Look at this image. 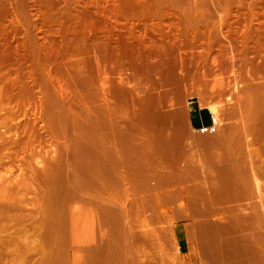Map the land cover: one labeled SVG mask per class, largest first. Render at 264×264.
<instances>
[{
  "label": "rangeland",
  "instance_id": "obj_1",
  "mask_svg": "<svg viewBox=\"0 0 264 264\" xmlns=\"http://www.w3.org/2000/svg\"><path fill=\"white\" fill-rule=\"evenodd\" d=\"M43 1L42 0H0V32L2 31L1 32L2 34L0 33V69H1L0 73L3 74L0 75V81H1L0 89L2 88V92L0 93H2L1 95H4L3 97L4 100L0 95V249L3 251L6 250L7 253L5 252V254L8 255L7 257L5 256V254L3 255V257L0 259V264H6L5 262H7V264H77V263L78 264H132L129 261H136L133 262V264H184L183 257L181 256L177 246V235L180 236L182 229L186 227L189 234L191 249L195 250L196 252L197 251L196 244L197 245L199 244V240L197 236V227L199 223L204 222L203 219L193 218L189 216V209L193 207L191 204L186 203L185 200L183 199L179 203L162 204L159 205L158 207L156 204L107 202L109 195L111 194L115 196L118 195L117 193L118 188L115 190L113 189V193H110V190L108 188H104V189L100 188L99 191L104 190V193H99L97 195L95 192H93L92 178L90 177L89 183L87 182L86 154H87V149H89L90 147L89 133L91 131V121H92V109H91L93 104L92 102L94 101L95 103L94 105H100V106H102V104L104 106H110L115 104L116 107L120 108V112H119L120 114L118 113V118L121 119V121L127 118L126 116L127 114L125 115V112L127 113L126 109L125 112H123L124 110H122V108L125 106L124 101L122 100V96L123 94L125 95V92L122 91L123 88L120 86L119 83L120 78L118 77L119 74L118 72L122 73V75L125 76L127 75V77L129 76L128 80L130 79L129 80L130 82L132 83L134 82L135 80L133 77L134 74H132V71H130L131 69L129 68H131V65H133L131 59H133L132 56L134 55L131 52L133 50H136L138 44H136V42L133 43L132 39L131 42L130 38L127 37L128 35L126 36L128 29L127 27L129 23L127 22V20L115 16V14L113 15L112 13H110L108 8L112 6V3H114L115 0H108V1L106 0L107 2L103 0L105 1V3L101 0L100 4L101 2H103L102 4H104L103 5L104 7H100V8H99L100 4L98 6L93 4L98 0L94 2H92V0H78L77 3L76 2L73 3L74 2L73 1L72 2L73 4H71V2L68 3L69 0H53V2L52 0L51 1L43 0ZM47 1H49V3ZM246 1L247 3L251 2L249 4H251L252 6H255L256 4L258 5L260 4V7L262 8L259 7L257 8V11L255 10L258 13V15L255 16V18L256 17L258 18L254 20L255 23H253V25L257 27L263 24L264 13H261L260 11L264 12L263 11L264 2H261V0H259V2L258 0H256V2L254 0L251 1L234 0L235 4L233 6L235 7L233 12L234 14L236 15L239 14V15L235 16L236 18L235 17L233 18L237 19L238 17L240 18L242 16L245 17V11L249 10V4H247ZM41 2H43L45 5ZM91 4L94 6H92ZM238 5L239 7L236 8V6ZM240 5L242 7H240ZM68 6H70L69 8H71L70 12L73 13L74 16L73 18L74 19L76 18L75 20H77L76 23L81 24V21H83L84 19L86 21H91V20L93 21L95 19L94 23L96 22L98 24L99 22V25H96L95 23L96 27L98 26L100 27L101 25L100 28L98 27L99 29L98 33H97L98 29H96L97 31L95 29H92L90 33L92 34L93 32V35H90L89 38L91 39L88 40L89 43L90 41L92 42V40L94 43L93 42L90 43V46L93 47V49L89 46L90 50L87 52V55L89 53L91 55L87 56L85 53V55L89 59L92 58V60H89L87 58L89 60V66L87 63V78L90 79L87 85H84L85 82H83L79 78H77V80L79 79L78 81H76V78H74L73 81H76L74 82L75 84H73V82L71 81L72 82L70 84L71 86L70 85L68 86L66 82L70 77L67 76L66 78L63 76L60 78L61 81H63L64 78L67 79L64 80L65 82L63 81V83H65L67 87L60 80H57L56 78H54L52 82L51 80L50 81L44 80L45 78L44 75H46L47 73L49 74L50 71L56 70L55 69L56 60L53 59L51 61H48L45 51L47 49H51L52 47L53 48L57 47V49L60 48L62 45L66 44L68 40L72 38V37L70 38L71 35H75L77 32H80L82 30V26L78 25L80 28L78 26H76V28L77 29L79 28L80 30L77 31L74 30L75 32L74 34L73 33L68 34L69 39H66V37L63 35V30H61V28H62V24L64 25V23L67 22V18L61 16V14L62 11L68 8ZM106 6L107 9L105 10ZM244 6H247L248 9H246L247 7L244 8ZM59 7L61 8V10ZM96 8H98L102 12L99 11L98 9L96 10ZM240 9L245 11L241 12ZM94 10L98 11V13ZM90 13L92 15L95 13L93 15L94 17ZM52 14H55L54 16L57 15L56 18L54 17L55 20L53 19V21H51L52 18L51 20H49L50 17L48 19V16H45V15L50 16ZM86 14H90V18L86 17ZM99 16L101 19L99 18ZM244 17H242L241 19L238 18L241 21L240 23L241 27L246 22V19ZM174 18L173 19L170 18L171 20H168L169 18H167L165 20L168 27L173 26L175 22L178 21L176 18L175 21ZM260 18L263 21V23L260 20ZM78 19L79 20L82 19V20L78 22ZM209 19L215 20L216 18L210 17ZM234 19L232 20L231 18L232 21H234ZM151 20L150 19L147 20L148 22L146 20L144 21L150 23ZM153 20L151 21L150 23L151 25H149V28L148 26L147 28L149 30L150 36L152 38H157V37H153L154 34H152L156 31L155 24L157 22V20H155L153 23ZM172 20L174 22L173 25H172L173 23ZM144 21H143L144 24L138 25L140 26L139 28H141L142 30L144 29L142 28L143 25H144L143 27H146V23ZM240 21H238V24L237 23L235 24L239 25ZM165 22L164 24H166ZM113 25L116 26V28L112 27ZM109 26L111 27L109 28ZM150 26L153 31H151ZM261 26H264V24ZM48 28L49 30L50 29L51 30L49 31ZM106 28H109V30H111L110 32L113 34L106 32L105 30ZM122 29L124 30L126 29V30L124 31ZM225 30H227V28ZM61 36H63L64 39L63 37L61 38ZM93 36L96 37L93 38ZM155 36L158 35L156 34ZM234 36L229 35V37L232 38L234 43L236 42L235 50L237 56L235 59L234 68L236 71H238L244 65L242 60L244 58L242 57L243 46H241L242 45L241 42L239 43L240 41L239 37L235 36L234 38ZM236 37H238V39ZM107 38L108 40H106ZM99 40L100 41L102 40L105 44L101 42L104 45L103 44L99 45L100 44V42H98ZM225 40L226 39L222 40L220 43L217 42L218 44H216L215 47L216 46L222 47L223 52L225 53L223 54L227 55L226 54L227 47L224 46V44L227 45L226 44L227 40L226 41ZM95 41H97L98 43ZM128 43L129 44L132 43L133 45H129V48L127 49L126 45ZM222 43L223 45L221 46ZM91 44H95V45H91ZM46 45L47 48H45ZM102 45L104 46V49L101 48ZM113 45H116L117 48L120 47L122 49V53H121L120 48L119 49L115 48L116 50H119L117 52H120L122 56L127 52L131 53L132 55L130 54L131 55L130 56L128 55V53L125 54L124 57H122L124 59L121 58L120 60L117 61V63L116 62L114 63L117 65V68H115L114 70L109 69L110 83H112V81L113 83L111 84L112 87H110L111 85L108 86L110 83L107 84L108 88L110 87L111 89L110 90L108 89L109 91L106 93L104 92L103 89L105 88V90H107V87L104 86L102 83L103 82L102 80L104 79L103 78L104 75L100 71L101 69L98 70L97 68L98 66L95 58H98L99 60L97 54L98 52L99 55H101V57L102 54H104L102 57L103 60L101 66L106 65V67L108 68L110 66V60L106 56L107 53L109 56V53H111L112 50L114 49ZM94 46L95 47L99 46V48L101 49L91 52L92 50H96L98 48L97 47L96 49H94L95 48ZM130 46H134L133 47L134 49L133 48L130 49ZM238 49L240 51H238ZM123 50L124 52L126 50L128 51L124 53ZM212 51L213 52L211 53H213V55L215 51L216 54L217 52H219L218 50H214V49ZM101 52L102 54H100ZM95 53L97 54V56ZM211 53H209L210 55L207 54L209 55V58L207 55H205L207 57L204 56L208 60L203 59L204 65L203 67H200L201 69L203 68L207 72L206 75L209 77L208 78L209 80H206V84H203L201 82L203 84L201 85V88H199L197 85H194L197 82L195 83V81L193 80H192L193 82H191L190 79L188 80L186 79L185 81L186 86H184V84L182 85L177 84V88H176L175 87L176 83L170 82L171 84L168 83L166 86L154 87L153 90L159 89L162 92L164 91L163 89L165 88L166 89L168 88L169 91L171 89L170 92L172 94L176 93L175 95H177V97L174 95L176 97L175 99L176 101H174V99L173 100L170 99L172 98L171 96L170 98L168 97L164 100L163 108L164 109L168 108V109L167 110L162 109L163 112L168 110L169 111L171 110L172 112L175 108V105H177V103L186 106V103L192 100H198V103L200 105L206 106L208 103L207 102L208 98L206 99V101L205 99L203 101L200 95L202 92L206 91L205 89H207L208 91L205 92L206 94L209 93V91H211V89L213 88L211 82L213 83L214 80L213 78L215 74H219L221 71L223 74L225 73L224 75L230 76L232 78L233 74H231V68L233 66L230 64L231 62H229V64L228 62H226V64L224 63L225 66L221 65V62L219 63V61L217 62V64H215L216 62L212 63ZM251 53L254 54L253 51ZM251 53L249 54L250 56L253 55V54L251 55ZM79 55L82 56L83 54L80 53L74 55L69 54L67 55L66 59L71 63V60L81 57ZM126 55L130 57H127ZM8 56L9 58H7ZM104 59L106 62L104 61ZM198 60L199 59H197V62H200L202 64L203 61L200 60L198 61ZM126 61L129 62L130 64H128ZM135 61L134 63L137 62ZM241 62L243 64H241ZM90 63L96 66L97 69H95V67ZM211 63L213 67L210 65ZM14 64L16 67L14 66ZM194 64H196V60ZM119 65L121 66L123 65V67L120 68L121 66ZM261 69L262 70H259L260 71L259 75L261 76L259 78L260 79L263 78L262 80H260L258 78V75L256 76L255 74V72H257L258 74L259 71L254 72L255 74L254 76L256 77V79L260 80V81L258 80V82L264 81V76H263L264 69L263 68ZM14 73H17L15 74L17 75L16 77ZM88 73H90L92 76L96 74L95 76H93V78L94 77L95 78L93 79L92 76L89 75ZM99 75L100 77H98ZM6 76H8V78H6ZM96 77H98V79ZM109 79L107 80L106 78L107 81H109ZM232 80L233 79L230 80L229 85L233 84ZM59 83H61L64 86L60 85ZM192 83L194 87L192 86ZM83 85L85 87H83ZM88 86L91 92L89 91V89H86L88 88ZM169 86H173L174 89L173 92H172L173 90L172 87L170 88ZM182 86H184V89H182ZM195 86L198 88H196ZM232 86L233 85L229 86V88L225 90L226 93L228 92L227 94L225 93V91H223L224 95L223 93L221 95V88L218 87L217 85L216 87L218 88L216 89L214 87L215 91L213 90L214 89L213 88L212 89L213 92L210 93L213 96H211L210 94L208 95V97L210 96L209 99L211 98L212 103L213 102L218 103L220 102V100L225 101L227 97V96L225 97V95H229L231 93ZM63 87H66L68 90L72 91L73 93L75 91L74 95L70 94L69 91H66V93H68V97L70 94L71 101L73 99L76 100L80 99V103H81L82 99L81 97L80 98L78 97L81 96L79 95L81 94V92L84 93L86 92L87 94L90 95L89 98L90 103H88L87 107L89 106L88 108H90L88 110L90 114L88 113V115H90L91 118L90 116L87 115V113L84 112L85 109H83V107H80L82 106V104L81 105L80 103L79 104L77 103V105L75 104L77 106L76 107L74 105L75 108L73 107V105L72 106L70 105V104H74L76 100L75 101L73 100V103L70 104L68 103L71 101H69L70 100L69 98L63 96V95H67L65 94V92H62L61 89H64ZM115 87H117L116 89L120 91L119 92L118 90H116V92L118 91L119 94L118 92L117 94L116 93L113 94V92L115 91L113 89H115ZM93 88H95V91ZM202 88L205 91H202L201 90ZM77 89L81 91L79 92ZM181 89L182 92H180ZM185 89H187V91L190 92L187 93ZM218 89L220 91H218ZM9 91L11 93H9ZM121 91L124 93H121ZM217 91L220 92L219 95L217 94ZM5 92H7L9 95L6 94ZM61 92L63 94H60ZM77 92H79L78 95ZM102 93L103 94L106 93L107 95L106 94L103 95ZM7 95L8 97L5 98ZM113 96L116 97V99H114ZM103 97L104 99H106L107 97L109 98L108 100L106 99L107 100L106 101L103 99ZM117 97L119 98V100ZM125 97L126 96H124V100ZM222 97L223 98L225 97V99H223ZM33 99L35 100V102ZM55 99L57 101H54ZM111 99L114 100V101L112 100V104H111ZM168 99L170 100L171 103L169 102ZM61 100L63 103L67 104V108L69 107L68 105L72 107L71 110H73L74 108L75 113L71 111L69 108L68 110L65 109L66 105L63 104ZM45 101L46 103H43ZM77 101L79 102V100ZM173 101L175 104L173 103ZM7 103L9 104L8 107L6 105ZM118 103L120 105L123 104L124 106L122 105L121 108ZM226 104H227L226 106L228 105L230 106V104L228 103ZM63 105L65 106L64 108H62ZM9 106L12 108H10ZM43 107L44 110L42 109ZM24 109H27L26 110L27 113L25 112ZM64 109L67 110L68 112L64 111ZM191 109L192 107L190 106L189 118L191 117ZM42 111L44 113H42ZM66 112L67 113L71 112V113L67 114ZM45 113H47V116H45L46 115ZM63 113L64 115L66 114L67 117L66 115L64 116ZM131 114L133 115L132 111L130 110L129 116H132ZM226 117H228V120H230L231 118H234L236 116L231 115L229 117L228 114V116ZM226 117H225V121L227 120ZM39 118H41L42 120ZM185 120L186 122L188 121V119ZM260 142L261 141H258L256 145L263 146L262 144L264 141L261 143ZM261 152L264 153V148L261 150ZM258 156H256L255 159L256 163L259 162L264 163V160L263 162H261L262 159H264L263 158L264 155L262 154L259 155L258 153ZM11 157L13 160L11 159ZM257 158H259V162L257 161L258 160ZM254 176H256L257 178L259 177L257 172H254ZM258 180L260 181V177L258 178ZM95 189L96 188H94V190ZM260 192H261V188H260ZM129 195H132V193L130 192ZM117 199H118L117 197L114 198V200ZM203 203L204 202H198V205L197 207H195V209H197V211L199 212H202V209H204L208 205ZM220 204L221 206H219ZM199 206H201L202 209ZM229 206L231 207L230 203L215 204L214 209L219 212L217 214L218 218L208 221L214 223H218L219 221L223 223L227 221L228 213L230 210ZM100 249L101 251H99ZM76 258L78 259L76 260ZM80 259H82L81 262ZM87 259L90 261V263ZM76 261L77 263H75ZM207 264H209V260L207 261Z\"/></svg>",
  "mask_w": 264,
  "mask_h": 264
},
{
  "label": "bare ground",
  "instance_id": "obj_2",
  "mask_svg": "<svg viewBox=\"0 0 264 264\" xmlns=\"http://www.w3.org/2000/svg\"><path fill=\"white\" fill-rule=\"evenodd\" d=\"M43 1V0H42ZM51 1V0H50ZM74 1V2H73ZM77 1L78 0H69L68 1V3H70L71 2V4H73V3H77ZM94 1H96V0H92V2H94ZM100 1L101 0H98V1H96V2H94L93 4L94 5H99L100 4ZM103 1V0H102ZM106 1V0H105ZM105 1H103L104 3H105ZM108 1V0H107ZM106 1V2H107ZM251 1V0H250ZM255 2H256V0H254ZM44 2V1H43ZM43 2H41V3H43ZM48 3H49V1H47ZM52 2H53V0H52ZM51 2V3H52ZM55 2V1H54ZM73 2V3H72ZM79 2H81V1H79ZM83 2V1H82ZM91 2V3H92ZM103 2H101V4L99 5V8L100 7H104L103 5L104 4H102ZM244 2V1H243ZM253 2V1H252ZM258 2H259V0H258ZM261 2H264V0H261ZM50 3V4H51ZM96 3V4H95ZM237 3V2H236ZM246 3H247V1H246ZM249 3H251V2H249ZM249 3H247V4H249ZM44 4V3H43ZM53 4V3H52ZM89 4V3H88ZM235 3H234V0H115L114 1V3H112V6L110 7V8H108L109 9V11H110V13H112L113 15L115 14V16H118V17H121V18H123V19H125V20H127V22L129 23V25H128V29H127V34H126V36L127 37H129L130 38V41H131V39H132V41H133V43H135L136 42V44H138V47L136 48V50H133L134 48V46L136 45H134V46H130V49L131 48H133L131 51V53L134 55V56H132L133 57V59H135V60H133V59H131L132 61L131 62H133L132 64L134 65H131V68H129V69H131L130 71H132V74H134L133 75V77H134V82L132 83V82H130L129 80H128V78H129V76L127 77V75L125 76V75H122V73H120V72H118L119 74H118V77L120 78V81H119V79H118V81H119V83H120V86L123 88V90L122 91H124L125 92V95L123 94V96H122V100L124 101V105L126 106V108H125V106L122 108L121 106L122 105H120L119 103V106L122 108V110H124L123 112H125V109H126V111H127V113L125 112V115L128 117L129 116V114H130V110L132 111V113H133V117H136L135 119H139V122H141L140 120H142L143 121V123L147 120L148 121V119H150L152 116H156V119L157 118H159L158 116H163V117H166V119H167V117L168 118H170V117H174L175 116V119L178 117V119L179 120H181V122L184 124V122H186V120L185 119H188V121L190 120V118H189V112H190V102L188 103H186V106H183L182 104H179V103H177V105H175V108H174V110L171 112V110L169 111H165V112H163V110L162 109H164L163 107V102H164V100L166 99V98H170V96L172 97V98H170V99H174V101H176L175 99H176V97H177V95H175L176 93H171L170 91H171V89H170V91L168 90V88L166 89H163L164 91L162 92L161 90H159V89H156V90H153L154 89V87H158V86H166L168 83H176V88H177V84H179V85H182V84H184V86H186L185 85V81H186V79L188 80V79H190V81L191 82H193V81H195V83L197 82H199L198 84L196 83V84H194V85H197L199 88H201V85H203V84H206V80H209L208 78V76L206 75V71L202 68H200V67H203V65H204V61H203V59H206L205 57H207L208 56V58H209V53H211V52H213L212 50L214 49V50H218L219 52H217V54H216V51H215V53H214V55H213V53H211L212 54V59H211V61H212V63L214 62H216L215 64H217V62L219 61V63L221 62V65H224V63L226 64V62H228V64H229V62H231L230 64L233 66L232 68H231V74H233V76H232V78L230 77V76H226V75H224L221 71H220V73L219 74H215V76H214V80H213V83L211 82V84H212V87L214 88H218V87H220L221 88V95H222V93H223V95H224V92L223 91H225V90H227V88H229V86H231V85H233L232 86V91H231V93L229 94V95H225V97H226V100L225 101H221L220 100V102H218V103H212L211 102V98L209 99V97H208V95L210 94V93H212L213 91H212V89H211V91H209V93H205V92H208L207 91V89H205V90H203V88L201 89L202 91H205V92H202L201 93V95H200V97L203 99V101H204V99H205V101H206V99L208 98V100H207V107L209 108V110L212 112V114H213V116L215 117V120H216V123H217V125H220V124H222V126L223 125H225L224 124V122H228L227 120H228V117H226V116H228V114H229V117L231 116V115H233V116H236V117H234V118H236L235 120H236V122L237 123H235L234 125H237V127H236V131L234 130V132H237L239 135H238V138H239V136L240 135H244L245 137H246V143L243 145V146H241L242 144H239V149L241 148V149H245L244 151L245 152H247L248 153V156L247 157H249L250 159V161H249V163H251V165H253V164H255L254 162V160L256 159V156H258V153H259V155H264V153L263 152H261V150L264 148V81H261V82H258V80L260 79L259 77H261L260 75H259V73H260V71L259 70H262L261 68H263L264 69V26H261V25H263L264 23H263V21L261 20V18H260V20L262 21V23L263 24H261V25H259V26H257V27H255V25H253V23H255L254 22V20L256 19V18H258V17H256L255 18V16H257L258 15V13L256 12L257 11V8H259L260 7V4L258 5V4H256L255 6H252L251 4H249V10L248 11H245V10H241L240 9V11L242 12H244L245 11V17L244 16H242V17H244L245 19H246V22H245V24L241 27L240 26V23H241V21H240V19L242 18H240V17H238V18H240V19H238V21H240L239 22V25H237L238 24V21H237V19H234L233 17H235V16H238V15H236V14H234V7L235 6H233ZM238 4V3H237ZM236 4V5H237ZM45 5V4H44ZM55 5V4H54ZM81 5V4H80ZM92 5V4H91ZM94 5H92V6H94ZM43 6V5H42ZM61 6V5H60ZM65 6V5H64ZM48 7V6H47ZM50 7H52V6H50ZM70 6H68V8L67 7H65V8H67L66 10H64V11H62V14H61V16H64V17H66L67 18V22L66 23H64V25L62 24V28H61V30H63V35L66 37V39H69L68 38V34H74L75 32H74V30L75 31H77V30H80L79 28V26L81 25L82 26V30L80 31V32H77L75 35H71L70 36V38L72 37H74L73 39L71 38L70 40H68V42H66V44H64V45H62L60 48H58L57 49V47H55V48H51V49H47L46 51H45V54H46V56H47V60L48 61H51V60H56L55 62H56V64H55V71L53 70V71H50L49 72V74L47 73H45L46 75H44V80H46V81H50L51 80V82H52V80L54 79V78H56L57 80H60L61 81V77L63 76V77H65L66 78V76L67 77H70V78H68V80L70 81H68L67 79H65L64 78V80H67V84H68V86L73 82V84H75L74 82H76V81H78L79 79L80 80H82L83 82H85V84L84 85H87L88 84V82L90 81V79L89 78H87V63H88V66H89V60H92V58H88L87 56L88 55H91L90 53L87 55V52L90 50V48H89V46H90V43H92L93 42V40H92V42L90 41V43L88 42V40L89 39H91V38H89L90 37V35H93V32H92V34L90 33L91 31H92V29H98V27H96V25H99V22H98V24L96 23V25H95V23H94V20L92 21H86L85 19L83 20V21H81L82 19H78V22L79 21H81V24L80 23H76V21L77 20H75L73 17V13L72 12H70L71 10V8H69ZM77 7V6H76ZM84 7H85V5H84ZM96 7V6H95ZM109 7V6H108ZM237 7H239V5L238 6H236V8ZM240 7H242L241 5H240ZM245 7H247V6H244V8ZM60 8V7H59ZM73 8V7H72ZM260 8H262V7H260ZM46 9V8H45ZM63 9V8H62ZM85 9V8H84ZM98 8H96V10H97ZM101 9H103V8H101ZM107 9V6L105 7V10ZM246 9H248V7L246 8ZM263 9H264V7H263ZM43 10V9H42ZM54 10V9H53ZM60 10H61V8H60ZM96 10H94V11H96ZM99 10V9H98ZM236 10H238V9H236ZM256 10V11H255ZM52 11V10H51ZM50 11V12H51ZM58 11V10H57ZM90 11V10H89ZM99 11H101V10H99ZM264 11V10H263ZM79 12H80V10H79ZM97 13H98V11H96ZM102 12V11H101ZM258 12H259V10H258ZM261 13H264V12H262V11H260ZM56 13H58V12H56ZM49 14V13H48ZM77 14V13H76ZM84 14V13H83ZM91 14V13H90ZM90 14H86V17H88V18H90ZM95 14V13H94ZM93 14V15H94ZM55 14H52V15H45V16H48V19H49V17H50V19L49 20H51V18H52V20L51 21H53V19H54V17L56 18L57 17V15L56 16H54ZM92 15V14H91ZM92 15V16H93ZM111 15V14H110ZM53 16V17H52ZM82 16V15H81ZM108 16V15H107ZM43 17V16H42ZM59 17V16H58ZM94 17V16H93ZM176 18L178 21L177 22H175V24H174V22H173V20H172V25L173 26H167V23L165 22V20L167 19V18H169L168 20H171V19H173V18ZM210 17H214V18H216L215 20L214 19H209ZM263 17V16H262ZM80 18V17H79ZM99 18H100V16H99ZM171 18V19H170ZM174 18V19H175ZM231 18H232V20L234 19V21H232L231 20ZM236 18V17H235ZM101 19V18H100ZM110 19V18H109ZM153 20V19H155V20H157V22H156V24H155V32L154 33H152V34H154V36L153 37H157V38H152L151 36H150V34H149V30H148V28H149V25H151L150 23H151V21H150V23H147L148 21L147 20ZM176 19H175V21H176ZM45 20H46V18H45ZM55 20V19H54ZM138 20V21H137ZM141 20H146V21H144L145 23H146V27H143L142 26V28H144L143 30L141 29V28H139L140 26H138V25H142V24H144L143 23V21H141ZM155 20H153V23H154V21ZM168 20H167V22H168ZM243 20V19H242ZM48 21V20H47ZM106 21V20H105ZM257 21V20H256ZM260 21V22H261ZM43 22H45V21H43ZM42 22V23H43ZM50 22V21H49ZM63 22V21H62ZM61 22V23H62ZM112 22V21H111ZM164 22L166 23V24H164ZM152 23V24H153ZM170 23V22H169ZM232 23V24H231ZM235 23H237V24H234ZM243 23V22H242ZM51 24V23H50ZM107 24V23H106ZM148 24V25H147ZM56 25H58V24H56ZM79 25V26H78ZM112 25V24H111ZM114 25H115V23H114ZM112 26V27H115L116 28V26ZM170 25V24H169ZM48 26V25H47ZM61 26V25H60ZM76 26H78L79 28L77 29L76 28ZM147 26H148V28H147ZM167 26V27H166ZM95 27V28H94ZM100 27H101V25H100ZM99 27V28H100ZM111 26H109V28H110ZM227 28V30H225L226 28ZM109 28H106L105 30H106V32H108V33H111L110 31L111 30H109ZM118 28V27H117ZM152 28H153V26H152ZM57 29H58V26H57ZM150 29H151V26H150ZM48 30H49V28H48ZM51 30V29H50ZM49 30V31H50ZM95 30H93V31H95ZM101 30H102V28H101ZM108 30V31H107ZM118 30V29H117ZM122 30H124V29H122ZM126 30V29H125ZM124 30V31H125ZM97 31V30H96ZM151 31H153L152 29H151ZM2 32V31H1ZM0 32V33H1ZM99 32V29H98V31H97V33ZM228 32V33H227ZM61 33V32H60ZM96 33V34H97ZM2 34V33H1ZM50 34V33H49ZM62 34V33H61ZM107 34V33H106ZM111 34H113V33H111ZM158 35V36H155V35ZM235 35V36H238L239 37V39H240V41H239V43L241 42V46H243V56L242 57H244L242 60H243V63H244V65L241 67V65H240V69L238 70V71H236L235 70V68H234V63H235V59H236V56H237V53H236V50H235V43H234V41L232 40V38H230L229 37V35ZM60 35V34H59ZM109 35V34H108ZM2 36V35H1ZM125 36V35H124ZM235 36H234V38H235ZM63 36H61V38H62ZM94 37H96V36H93V38ZM238 37H236L237 39H238ZM98 38V37H97ZM104 38V37H103ZM124 38V37H123ZM233 38V39H234ZM49 39V38H48ZM63 39H64V37H63ZM111 39V38H110ZM224 39H226L227 40V45H225L224 44V46H226L227 47V49H226V47H225V49L227 50L226 52V54L227 55H224L225 53L223 52V49H222V47H220V46H216L215 47V45L216 44H218V43H220L222 40H224ZM95 40H96V38H95ZM106 40H108V38L106 39ZM124 40V39H123ZM127 40H129V39H127ZM225 40V41H226ZM51 41V40H50ZM70 41V42H69ZM131 41V42H132ZM59 42V41H58ZM65 42V41H64ZM95 42H97V41H95ZM98 42H100V44L99 45H101V44H103L104 42L101 40H99ZM97 42V43H98ZM101 42H103V43H101ZM218 42V43H217ZM224 42V41H223ZM251 42H252V44H251ZM94 43V42H93ZM117 43V42H116ZM130 43V42H129ZM127 44L126 46H127V49L129 48V45H133L132 43L131 44ZM52 44V43H51ZM105 44V43H104ZM103 44V45H104ZM48 45V44H47ZM47 45H46V47L45 48H47ZM50 45V44H49ZM91 45H95V44H91ZM96 45H98V44H96ZM102 45V47L101 48H103L104 49V46ZM107 45V44H106ZM105 45V46H106ZM223 45V43L221 44V46ZM240 45V44H239ZM114 46V49L113 50H115V51H113L112 50V52L111 53H109V56H108V53H107V56L106 57H108L109 58V60H110V68L108 67H106V65H103V66H101L102 65V57H103V55L104 54H102V52L100 53V54H102V57H101V55H99V52L97 53L98 54V57H99V60H98V58H95L96 59V63H97V68H98V70L99 69H101L100 71L103 73V75H104V79L102 80L103 82V85L104 86H106L107 87V90H105V88H104V86H103V90H104V92H108L111 88L110 87H112V83H113V81H112V83H110V79H109V74H110V71H109V69H111V70H114L115 68H117V65L116 64H114L115 62L117 63V61L118 60H120L122 57H124V55L125 54H127L128 53V55H130L131 53H129V52H127L128 50H126L125 52H127V53H125L124 52V50L126 49V46H125V49L123 50V52L125 53L123 56H122V49L120 50L121 51V53L120 52H117V51H119V50H116L115 48H117V46L116 45H113ZM116 46V47H115ZM17 47V46H16ZM26 47V46H25ZM30 47V46H29ZM91 47V46H90ZM95 47V46H94ZM98 47V48H97ZM124 47V46H123ZM220 47V48H219ZM92 49H93V47H91ZM97 48V49H96ZM101 48H99V46H96L94 49H96V50H92L91 52H94V51H97L98 49H101ZM110 48V47H109ZM119 48H117V49H119ZM16 49H18V48H16ZM224 49V50H225ZM13 50V49H12ZM34 51V50H33ZM32 51V52H33ZM105 51V50H104ZM130 51V50H129ZM238 51H240L239 49H238ZM254 52V54L253 53H251V52ZM43 52V51H42ZM242 52V51H241ZM14 53V52H13ZM17 53V52H16ZM78 53H80V54H83L82 56L81 55H79V56H81V57H79V58H77V59H73V60H71V63L66 59L67 58V55H74V54H78ZM85 53H86V55H85ZM105 53V52H104ZM224 53V54H223ZM251 53V55L252 56H250L249 54ZM96 54V53H95ZM94 54V55H95ZM97 54H96V56H97ZM131 54V55H132ZM207 54H209V55H207ZM130 55V56H131ZM205 55H207V56H205ZM239 55V54H238ZM19 56V55H18ZM34 56V55H33ZM46 56H44V57H46ZM93 56V55H92ZM127 56V55H126ZM125 56V57H126ZM130 56H127V57H130ZM205 56V57H204ZM15 57V56H14ZM101 57V58H100ZM131 57V58H132ZM240 57V56H239ZM7 58H9V56L7 57ZM74 58V57H73ZM89 60H88V59ZM63 59H65V60H63ZM70 59V58H69ZM72 59V58H71ZM122 59H124V58H122ZM126 59V58H125ZM197 59H199L200 61H203L202 62V64L200 63V62H197ZM239 59V58H238ZM237 59V60H238ZM68 62H67V61ZM107 60V59H106ZM195 60H196V64H194V62H195ZM198 60V61H199ZM206 60H208V59H206ZM34 61V60H33ZM104 61H105V59H104ZM134 61L136 62V63H134ZM19 62V61H18ZM106 62V61H105ZM127 62V61H126ZM17 63V62H16ZM128 64H130L129 62H127ZM209 63V62H208ZM212 63L210 64L211 66H212ZM218 63V64H219ZM242 62H241V64H243ZM36 64V63H35ZM53 64V63H52ZM91 65H93L92 63H90ZM104 64V63H103ZM106 64V63H105ZM124 64V63H123ZM199 64H201V65H199ZM17 65V64H16ZM109 65V64H108ZM125 65H126V63H125ZM124 65V66H125ZM220 65V66H221ZM14 66H15V64H14ZM35 66V65H34ZM94 66V65H93ZM93 66H91V67H93ZM101 66V67H100ZM119 66H121V65H119ZM210 66V67H211ZM225 66V65H224ZM223 66V67H224ZM16 67V66H15ZM46 67V66H45ZM95 67V69H97L96 68V66H94ZM123 67V65L120 67V68H122ZM126 67V66H125ZM133 67V68H132ZM206 67V66H205ZM213 67V66H212ZM211 67V68H212ZM218 67V66H217ZM236 67V66H235ZM89 68V67H88ZM119 68V69H120ZM216 68V67H215ZM214 68V69H215ZM219 68H221V67H219ZM21 69V68H20ZM128 69V70H129ZM238 69V68H237ZM1 70V69H0ZM92 70H93V68H92ZM187 70V71H186ZM223 70V69H222ZM8 71V70H7ZM91 71V70H90ZM96 71V70H95ZM210 71V70H209ZM255 71H259L258 72V74H257V72H255ZM3 72V71H2ZM125 72V71H124ZM129 72V71H128ZM214 72H216V71H214ZM254 72H255V74H256V76L258 75V80L256 79V77L254 76L255 74H254ZM4 73H5V71H4ZM94 73V72H93ZM97 73H98V71H97ZM212 73V72H211ZM218 73V72H217ZM2 73H0V75H1ZM15 74H17V73H14V75ZM89 75H91L90 73H88ZM131 74V75H132ZM3 75V74H2ZM5 75V74H4ZM13 75V74H12ZM96 75V74H95ZM95 75H93V76H95ZM113 75H114V73H113ZM17 75H15V77H16ZM92 76V75H91ZM93 76H92V78H93ZM211 76V75H210ZM264 76V75H263ZM10 77V76H9ZM12 77V76H11ZM31 77V76H30ZM98 77H100V75L98 76ZM98 77H96L97 79H98ZM6 78H8V76H6ZM14 78V77H13ZM74 78H76V81H73V79ZM77 78H79L78 80H77ZM95 78V77H94ZM93 78V79H94ZM106 78H107V80L109 79V81H107L106 80ZM12 79V78H11ZM18 79V78H17ZM71 79V80H70ZM89 79V80H88ZM231 79H233L232 80V82H233V84H231V85H229L230 84V80ZM263 78H261L260 80H262ZM1 80H2V78H1ZM30 80V79H29ZM32 80V79H31ZM63 80V79H62ZM63 80V81H64ZM193 80V81H192ZM257 80V81H256ZM259 80V81H260ZM5 81V80H4ZM14 81V80H13ZM25 81V80H24ZM60 81H58V82H60ZM63 81H61L62 83H63ZM72 81V82H71ZM1 82V81H0ZM21 82V81H20ZM54 82V81H53ZM65 82V81H64ZM69 82V83H68ZM96 82V81H95ZM107 82V83H106ZM189 82V81H188ZM203 84H202V83ZM208 82V81H207ZM3 83V82H2ZM12 83V82H11ZM10 83V84H11ZM34 83V82H33ZM49 83V82H48ZM110 83V84H109ZM118 83V84H119ZM170 83V84H171ZM201 83V84H200ZM5 84H6V82H5ZM37 84V83H36ZM54 84V83H53ZM60 85H62L61 83H59ZM64 85H65V83H63ZM72 84V85H73ZM77 84V83H76ZM83 84V83H82ZM94 84V83H93ZM107 84H109L108 86H110L109 88H108V86H107ZM117 84V85H118ZM186 84H188V83H186ZM15 85V84H14ZM32 85V84H31ZM59 85V86H60ZM64 85H62V86H64ZM83 85V87H85ZM91 85V84H90ZM207 85H208V83H207ZM218 85V87H216ZM1 86V85H0ZM10 86V85H9ZM23 86V85H22ZM25 86V85H24ZM34 86V85H33ZM55 86V85H54ZM66 87H67V85H65ZM71 86V85H70ZM92 86V85H91ZM113 86H114V84H113ZM116 86V85H115ZM184 86H182V89H184ZM192 86H193V83H192ZM58 87V86H57ZM66 87H63L64 89H61L62 90V92H65V94H67V95H63V96H65L66 98H69L70 99V94H72V95H74V93H75V91H74V89H73V91H74V93L72 92V91H70V90H68ZM94 87V86H93ZM170 88L172 87V89H173V86H169ZM181 87V86H180ZM194 87V86H193ZM196 87V86H195ZM198 87H196V88H198ZM204 87V86H203ZM207 87V86H206ZM3 88H4V85H3ZM7 88V87H6ZM11 88V87H10ZM33 88V87H32ZM52 88V87H51ZM62 88V87H61ZM66 88V89H65ZM117 87H115V89H113V90H115L114 92H113V94L114 93H116L117 94V92L119 91L118 89H116ZM176 88H175V90H176ZM215 88L213 89L214 91H215ZM219 88V89H220ZM24 89V88H23ZM50 89V88H49ZM71 89V88H70ZM86 89H89V86H88V88H86ZM94 89V91H95V88H93ZM93 89H92V91H93ZM100 89H101V87H100ZM109 89V90H108ZM119 89H121V88H119ZM182 89L180 90V92H182ZM209 89V88H208ZM218 89V91H220ZM1 91L0 92H2V88L0 89ZM29 90H31V89H29ZM43 90V89H42ZM53 90V89H52ZM58 90V89H57ZM78 91H79V89H77ZM76 90V91H77ZM116 90H118L117 92H116ZM186 90V92L188 93V92H190V91H187V89H185ZM185 90H183V91H185ZM198 90V89H197ZM5 91H7V90H5ZM11 91V90H10ZM9 91V93H11ZM34 91V90H33ZM32 91V92H33ZM66 91H69L70 92V94H69V97H68V93H66ZM81 91V90H80ZM79 91V92H80ZM83 91V90H82ZM89 91H90V89H89ZM112 91V90H111ZM121 91V93H124V92H122ZM174 91V89L172 90V92ZM192 91V90H191ZM217 91V94L219 95L220 94V92H218ZM43 92V91H42ZM46 92V91H45ZM60 93V94H63V93ZM79 92H77V95H78V93ZM91 92V91H90ZM120 92V91H119ZM119 92H118V94H119ZM6 94H8L7 92H5ZM5 93H3V94H5ZM53 93V92H52ZM93 93V92H92ZM106 93H102L103 95H105ZM186 93V94H187ZM198 93V92H197ZM200 93V92H199ZM225 93H226V91H225ZM228 93V92H227ZM226 93V94H227ZM2 93H0V95H1ZM18 94V93H17ZM186 94H185V96H186ZM214 94V93H213ZM216 94V93H215ZM9 95V94H8ZM8 95L5 97V98H7L8 97ZM49 95V94H48ZM77 95H75V96H77ZM79 95H81V96H78L79 98L81 97V99H82V102L80 103V99H77V100H79V102L76 100V99H73L75 102H74V104H70V103H73V100L71 101V99L69 100V101H71V102H68L71 106L73 105V107H74V105L76 104L77 105V103L79 104L80 103V105L82 104V106H80V107H83V109H85V110H87V111H85L84 110V112L85 113H87V115H88V113H89V109L90 108H88L87 107V105H88V103H90V95L89 94H87L86 92L84 93V92H81V94H79ZM107 95V94H106ZM176 97H175V96ZM183 95H184V93H183ZM211 96H213L212 94H210ZM2 96V99L4 100V95H1ZM19 96V95H18ZM62 96V97H63ZM98 96H99V94H98ZM111 96V95H110ZM120 96H121V94H120ZM124 96H126L125 97V100H124ZM174 96V97H173ZM192 96H193V94H192ZM14 97V96H13ZM25 97V96H24ZM43 97V96H42ZM41 97V98H42ZM49 97V96H48ZM55 97V96H54ZM57 97V96H56ZM61 97V96H60ZM95 97H96V95H95ZM105 97V96H104ZM104 97H103V99H104ZM182 97H184V96H182ZM215 97V96H214ZM213 97V98H214ZM225 97L223 98V99H225ZM26 98V97H25ZM52 98V97H51ZM65 98V99H66ZM108 98L109 97H107L106 99L108 100ZM113 98L114 99H116V97H114L113 96ZM118 98V97H117ZM28 99V98H27ZM53 99V98H52ZM62 99V98H61ZM106 99H104V100H106ZM201 99V100H202ZM30 100V99H29ZM34 100V99H33ZM41 100V99H40ZM63 100V99H62ZM62 100H61V102H62ZM67 100V99H66ZM106 100V101H107ZM112 100L113 99H111V104H112ZM118 100H119V98H118ZM120 100H121V98H120ZM122 100H121V102H122ZM169 100V99H168ZM24 101V100H23ZM49 101V100H48ZM47 101V102H48ZM54 101H57L56 99L54 100ZM59 101H60V98H59ZM65 101V100H64ZM98 101V100H97ZM105 101V102H106ZM114 101V100H113ZM174 101H173V103H174ZM32 102V101H31ZM34 102H35V100H34ZM33 102V103H34ZM104 102V101H103ZM169 102H170V100H169ZM168 102V103H169ZM186 102V101H185ZM20 103H21V101H20ZM19 103V104H20ZM32 103V104H33ZM43 103H46V101L45 102H43ZM49 103V102H48ZM59 103V102H58ZM63 103V102H62ZM107 103V102H106ZM165 103H166V101H165ZM164 103V104H165ZM171 103V102H170ZM169 103V104H170ZM182 103H183V101H182ZM226 103H228V104H230V106L228 107V106H226L227 104ZM31 104V103H30ZM36 104V103H35ZM41 104V103H40ZM54 104V103H53ZM63 104H65V103H63ZM95 104V103H94ZM102 104V103H101ZM105 104V103H104ZM114 104V103H113ZM117 104V103H116ZM175 104V103H174ZM174 104H173V107H174ZM7 105V107H8V103L6 104ZM15 105V104H14ZM13 105V106H14ZM29 105V104H28ZM57 105V104H56ZM59 105V104H58ZM66 105V107L63 105V107L62 108H64L65 107V109H67L68 110V108L71 110V106L70 105H68L69 107L67 108V104H65ZM75 105V106H76ZM85 105V106H84ZM103 105V104H102ZM108 105V104H107ZM5 106V105H4ZM18 106V105H17ZM97 106V105H96ZM112 106H114V108H115V104L114 105H112ZM118 106V105H117ZM10 107V106H9ZM15 107V106H14ZM33 107V106H32ZM41 107V106H40ZM52 107V106H51ZM61 107V106H60ZM77 107V106H76ZM79 107V108H80ZM84 107H87V108H84ZM99 107H100V105H99ZM101 107H103V106H101ZM107 107V106H106ZM131 107H132V109H131ZM171 107V106H170ZM3 108V107H2ZM1 108V109H2ZM10 108H12V107H10ZM20 108V107H19ZM22 108V107H21ZM75 108V107H74ZM74 108H73V110H71V111H73L74 113H75V111H74ZM108 108V107H107ZM113 108V109H114ZM117 108V107H116ZM229 108V109H228ZM29 109V108H28ZM43 110H44V107L42 108ZM54 109V108H53ZM64 109V111H67V110H65ZM82 109V108H81ZM92 109V108H91ZM112 109V108H111ZM112 109V110H113ZM118 109V108H117ZM168 109V108H167ZM167 109H164V110H167ZM23 110V109H22ZM25 110V112H26V110L27 109H24ZM46 110V109H45ZM69 110V111H70ZM94 110H96V109H93V111ZM101 110V109H100ZM99 110V111H100ZM121 110V111H122ZM6 111V110H5ZM31 111V110H30ZM37 111V110H36ZM63 111V110H62ZM79 111V110H78ZM91 111V110H90ZM103 111V110H102ZM68 112V111H67ZM66 112V113H67ZM72 112V113H73ZM80 112V111H79ZM83 112V113H84ZM114 112H116V111H114ZM27 113V112H26ZM37 113V112H36ZM35 113V114H36ZM42 113H44L43 111H42ZM52 113V112H51ZM71 113V112H70ZM70 113H67V114H70ZM84 113V114H85ZM100 113V112H99ZM110 113H112V111L110 112V110H109V114ZM46 115L45 116H47V113H45ZM61 114V113H60ZM90 114V113H89ZM95 114V111H94V113H93V115ZM102 114V113H101ZM104 114H106L105 112H104ZM112 114H114V113H112ZM116 114H117V112H116ZM120 114V113H119ZM29 115V114H28ZM41 115H43V114H41ZM40 115V116H41ZM63 115H64V113H63ZM62 115V116H63ZM66 115V114H65ZM64 115V116H65ZM132 115V114H131ZM32 116V115H31ZM59 116V115H58ZM70 116V115H69ZM88 116H90V115H88ZM120 116V115H119ZM66 117H67V115H66ZM94 117H99V116H95L94 115ZM108 117V116H107ZM113 117H114V115H113ZM131 117V116H130ZM130 117H128V118H130ZM225 117L227 118V120L225 121ZM42 118V117H41ZM41 118H39V119H41ZM70 118V117H69ZM69 118H67V119H69ZM90 118H91V116H90ZM100 118V117H99ZM132 118V117H131ZM155 118V117H154ZM32 119V118H31ZM34 119V118H33ZM110 119H111V117H110ZM115 119V118H114ZM173 119V118H172ZM171 119V120H172ZM42 120V119H41ZM75 120V119H74ZM73 120V121H74ZM95 120V119H94ZM113 120V119H112ZM116 120V119H115ZM133 119H131V121H132ZM145 120V121H144ZM151 121H152V118L150 119ZM153 120H155V119H153ZM158 120V119H157ZM169 120V119H168ZM234 120V119H233ZM102 121V120H101ZM107 121V120H106ZM137 122H138V120H136ZM136 121H134V122H136ZM146 121V122H147ZM150 121V126H153L154 124H153V122H151ZM187 121V125L189 124V122ZM171 122H173V121H171ZM179 122V121H178ZM191 122V121H190ZM107 123H110V121L109 122H107ZM112 123V122H111ZM131 123H133V122H131ZM155 123H156V121H155ZM159 123H161V122H158V124ZM127 124V123H126ZM136 124V123H135ZM148 124H149V121H148V123H147V126H148ZM152 124V125H151ZM157 124V125H158ZM173 124H174V122H173ZM177 123H175V125H176ZM231 124V123H230ZM104 125H106V123L104 124ZM113 125V124H112ZM143 125V124H142ZM141 125V126H142ZM156 125V124H155ZM161 125H163V124H161ZM178 125V127H179V124H177ZM176 125V126H177ZM181 125V124H180ZM185 125V124H184ZM234 125H233V127H234ZM28 126H30V125H28ZM33 126V125H32ZM126 126H128V125H126ZM140 126V127H141ZM144 126H146V125H144ZM165 126V125H164ZM172 126V125H171ZM175 126V127H176ZM182 126V125H181ZM230 126H232V125H230ZM108 127V126H107ZM111 127V126H110ZM135 128H136V126H134ZM137 127H138V125H137ZM157 128L159 127V126H156ZM162 128H163V126H161ZM175 127H173V129L175 128ZM191 127V125H189V128ZM33 128V127H32ZM89 128V127H88ZM120 128V127H119ZM123 128V127H122ZM126 128H128V127H126ZM149 128H152V127H149ZM153 128H154V126H153ZM183 128H185V126H183ZM192 128V127H191ZM190 128V129H191ZM210 128V127H209ZM226 128V127H225ZM231 128V127H230ZM229 128V129H230ZM133 129V128H132ZM144 129H146V131H147V129L148 128H144ZM166 129H171V128H166ZM190 129H186V130H188V131H190ZM217 129H218V127H217ZM216 129V130H217ZM233 129V128H232ZM118 130V129H117ZM125 130V129H124ZM129 130V129H128ZM175 130V129H174ZM185 130V131H186ZM192 130V129H191ZM219 130V129H218ZM101 131V130H100ZM100 131H98L97 130V132L99 133ZM131 131V130H130ZM148 131H149V129H148ZM148 131H147V133H148ZM172 131V130H171ZM177 131H178V129H177ZM176 131V133L175 132H170V133H175V134H177L178 132ZM200 131V130H199ZM203 131H205V132H203L204 134L205 133H211V135H212V132H213V129H207V130H203ZM152 132V131H151ZM157 132V131H156ZM164 132V131H163ZM191 132V134L192 135H196L197 133H196V131H194V134L192 133L193 132V130L192 131H190ZM215 132V131H214ZM219 132V131H218ZM227 132V131H226ZM229 132V131H228ZM124 134L125 133H127V132H123ZM131 133V132H130ZM154 133V132H153ZM153 133H151V134H153ZM169 133V132H168ZM167 133V134H168ZM179 133H180V131H179ZM184 133V132H183ZM196 133V134H195ZM220 133V132H219ZM230 133V132H229ZM232 133H233V130H232ZM149 134V133H148ZM162 134V133H161ZM166 134V133H165ZM186 134V133H185ZM184 134V138H179V139H181L180 140V142L181 143H184V142H182V139L184 140L185 138H186V136L188 137V135L186 134L185 135ZM199 134V137H200V134L201 133H198ZM214 134V133H213ZM236 134V133H235ZM102 135V134H101ZM113 135V134H112ZM179 135H181V134H179ZM183 135V134H182ZM192 135H191V137H192ZM221 135V134H220ZM232 135V134H231ZM134 136V135H133ZM175 136V135H174ZM218 136V133H217V135H215V136H213V137H217ZM102 137H104V136H102ZM177 137H178V135H177ZM181 137V136H180ZM189 137H190V135H189ZM188 137V138H189ZM205 137H207V139H208V136H205ZM220 137H223V136H220ZM225 137H226V135H225ZM224 137V138H225ZM229 137H230V135H229ZM242 137V136H241ZM241 137L239 138V139H241ZM155 138H157V137H155ZM158 138H160V137H158ZM162 138V137H161ZM160 138V139H161ZM165 138V137H164ZM187 138V139H188ZM103 139V138H102ZM125 139V138H124ZM152 139V138H151ZM173 139H175V138H173ZM194 139V138H193ZM192 139V140H193ZM197 138L195 137V141H197L196 140ZM202 139V138H201ZM221 139V138H220ZM226 139H229L228 138V136L226 137ZM110 140H111V138H110ZM123 140V139H122ZM131 140V139H130ZM138 140V139H137ZM166 140H167V138H166ZM171 140V139H170ZM199 140V139H198ZM206 140V138H204V140L203 141H205ZM210 140V139H209ZM213 140V142H214V138L213 139H211V141ZM242 140V139H241ZM244 140H245V138H244ZM261 141V142H263V146H258V145H256V143L258 142V141ZM145 141V140H144ZM147 141V140H146ZM153 141H154V138H153ZM176 141V140H175ZM200 141H202V140H200ZM224 141L225 140H223L222 141V143H223V145H225L224 144ZM240 141V140H239ZM113 142V141H112ZM123 142H126V141H123ZM129 142V141H128ZM127 142V143H128ZM138 142V141H137ZM162 142H163V140H162ZM177 142V141H176ZM198 142V141H197ZM197 142H192V147H193V143L195 144L194 146H196V143ZM207 142V141H206ZM208 142H210V141H208ZM221 142V141H220ZM232 142V141H231ZM231 142H229V144H230V146L232 145L231 144ZM233 142H234V140H233ZM260 142V143H261ZM110 143V142H109ZM115 143V142H114ZM147 143V142H146ZM145 143V144H146ZM154 144H156L157 142H153ZM226 143V142H225ZM237 143V142H236ZM242 143H244V142H242ZM102 144V143H101ZM118 144V143H117ZM158 144V143H157ZM173 144V143H172ZM171 144V145H172ZM178 144H179V142H178ZM187 144H190L189 146H191V143H189L188 141H187ZM197 144H199V143H197ZM207 144V143H206ZM209 144V143H208ZM109 145V144H108ZM136 145V144H135ZM139 145V144H138ZM171 145H170V147H171ZM180 146H181V144H179ZM210 145H212V144H210ZM222 145V146H223ZM115 146V145H114ZM118 146V145H117ZM160 146V148H161V146L162 145H158V147ZM177 147L176 146V144H174V145H172V147ZM219 146H221V145H219ZM235 146H237V145H235ZM148 147V146H147ZM155 147H157V145H155ZM173 147V148H174ZM205 147V146H204ZM128 148V147H127ZM131 148V147H130ZM138 148H140V147H138ZM160 148H158L157 149V151H160V150H162V149H160ZM178 148V147H177ZM195 148V147H194ZM200 148H201V146H200ZM143 149V148H142ZM179 149H180V147H179ZM182 150H180V152H182V153H184L185 152V150H183V148H181ZM188 149V151L189 152H191L190 150H192L191 148H187ZM238 149V148H237ZM120 150V149H119ZM154 150H156V149H154ZM164 150V149H163ZM170 150H172V148H170ZM174 150V149H173ZM172 150V151H173ZM195 149H193V151H194ZM198 150V149H197ZM202 150V149H201ZM200 150V151H201ZM235 150V149H234ZM145 151V150H144ZM177 151H179V150H177ZM177 151H174V152H177ZM187 151V150H186ZM187 151V152H188ZM219 151H220V148H219ZM222 151V150H221ZM143 152V151H142ZM146 152V151H145ZM161 152V151H160ZM164 152H165V150H164ZM163 152V153H164ZM180 152H178L179 153V155H180V158H181V155L182 154H180ZM187 152L185 153V155H187ZM194 152H196V150L194 151ZM226 152V151H225ZM120 153H121V151H120ZM208 153V152H207ZM221 153H224V152H221ZM220 153V154H221ZM232 153V152H231ZM261 153V154H260ZM125 154V153H124ZM133 154V153H132ZM171 154H173V153H171ZM198 154V153H197ZM200 154V153H199ZM201 154H202V152H201ZM200 154V155H201ZM245 154V153H244ZM243 154V155H244ZM148 157H150L151 155L149 154V152H148ZM158 155H159V152H158ZM165 155V154H164ZM174 155V154H173ZM172 155V156H173ZM184 155V154H183ZM188 155L189 156H192L191 154H189L188 153ZM242 155V154H241ZM240 155V157H243V156H241ZM115 156H117V155H115ZM136 156V155H135ZM155 156H157V155H155ZM202 156V155H201ZM206 156V155H205ZM221 156H226V154L225 155H223V154H221ZM157 157H160V155L159 156H157ZM170 157V156H169ZM184 157V156H183ZM186 157V156H185ZM188 157V156H187ZM193 157V156H192ZM191 157V158H192ZM203 157V156H202ZM232 157V156H231ZM235 157H237V156H235ZM245 157V156H244ZM259 157V156H258ZM260 157H262V156H260ZM119 158V157H118ZM142 158V157H141ZM170 158H172V157H170ZM170 158H169V160H170ZM175 158V157H174ZM190 158V157H189ZM188 158V160H190V162H192V160L191 159H189ZM204 158V157H203ZM215 158V157H214ZM225 158H227V157H225ZM263 158H264V156H263ZM11 159H12V157H11ZM123 159V158H122ZM149 159V158H148ZM158 159V158H157ZM156 159V160H157ZM173 159V158H172ZM171 159V160H172ZM182 159V158H181ZM187 159V158H186ZM186 159L184 158V160L185 161H183V160H181L182 162H185V164H186ZM195 159H197L196 157H195ZM211 159H213V158H211ZM215 159H217V158H215ZM230 159V158H229ZM244 159V158H243ZM258 160V162H259V158H257ZM13 160V159H12ZM121 160V159H120ZM144 160V159H143ZM152 160V159H151ZM155 160V161H156ZM163 160H165L164 158H163ZM167 160V159H166ZM168 160V161H169ZM170 160V161H171ZM175 160V159H174ZM193 160H194V157H193ZM204 160V159H203ZM221 161L223 160V158L222 159H220ZM231 160V159H230ZM229 160V161H230ZM236 160H237V158H236ZM248 160V158L246 159V161ZM263 160L264 159H262V161L261 162H263ZM168 161L167 162H165V163H168ZM195 161V160H194ZM199 161H201V160H199ZM212 161V160H211ZM210 161V162H211ZM218 161V160H217ZM217 161H215V163H217ZM226 162H227V160H225ZM228 161V162H229ZM245 161V162H246ZM120 162V161H119ZM139 162H141V161H139ZM188 162V161H187ZM197 162V161H196ZM202 162H204V163H206L205 162V160L204 161H202ZM226 162H222V166H223V163H226ZM231 162V161H230ZM229 162V163H230ZM242 162V161H241ZM244 162V161H243ZM158 163V162H157ZM174 163H176V164H178L177 162H174ZM203 163V164H204ZM212 163V162H211ZM210 163V164H211ZM236 163V162H235ZM260 163V162H259ZM184 164V165H185ZM190 164V163H189ZM248 164V163H247ZM258 164V163H257ZM262 163H260V166H262L261 165ZM157 165V164H156ZM179 165V164H178ZM176 166V165H174V168L173 169H175V171H176V168L175 167H178V168H180V166ZM187 165V164H186ZM185 165V166H186ZM193 165V164H192ZM192 165H189V166H191V167H193ZM207 165V164H206ZM213 165V163L211 164V166ZM224 165H226V164H224ZM234 165V164H233ZM166 166H167V164H166ZM170 166H173V165H171L170 164ZM195 166H196V164H195ZM201 166V165H200ZM199 166V167H200ZM216 166V165H215ZM226 166H228V165H226ZM225 166V167H226ZM259 166V165H258ZM257 166V167H258ZM264 166V165H263ZM263 166L261 167V168H263ZM157 167V166H156ZM187 167V166H186ZM198 167V166H197ZM202 167V166H201ZM229 167V166H228ZM227 167V168H228ZM237 167V166H236ZM151 168V167H150ZM210 167H208L207 169H209ZM233 168V167H232ZM234 168H235V166H234ZM238 168V167H237ZM159 169V168H158ZM168 169H171L170 167H168ZM168 169L167 170H165L166 172H168ZM187 169H189V168H187ZM186 169V170H187ZM193 169V168H192ZM199 169V168H198ZM197 168H196V171L198 170ZM155 170V169H154ZM182 170V169H181ZM189 170H191V168L189 169ZM189 170H187V171H189ZM204 170V169H203ZM203 170H202V172H203ZM233 170V169H232ZM239 170H240V168H239ZM257 170V169H256ZM178 171H180V170H178ZM193 171H194V169H193ZM243 171V170H242ZM246 171V170H245ZM253 171V170H252ZM212 172L214 173V171L212 170ZM216 172V171H215ZM230 172H231V170H230ZM249 172V171H248ZM170 173H172L173 174V172H169V174ZM175 173H177V172H175ZM174 173V178H176V179H178V177H175L176 175H178V174H175ZM179 173V172H178ZM183 173V172H182ZM204 173V172H203ZM232 173V172H231ZM231 173H229V174H231ZM244 173V172H243ZM168 174V173H167ZM181 173H179V175H180ZM184 174V173H183ZM190 174H194L195 175V172L194 173H192V172H190ZM223 174V173H222ZM221 174V175H222ZM233 174V173H232ZM236 174V173H235ZM121 175V174H120ZM187 175V174H186ZM197 175V174H196ZM200 175V174H199ZM206 175V174H205ZM214 175V174H213ZM220 175V176H221ZM227 175V174H226ZM238 175V174H237ZM167 176V175H166ZM170 176H171V174H170ZM171 176V177H172ZM182 176V175H181ZM181 176H179V177H181ZM185 176V175H184ZM219 176V175H218ZM217 176V177H218ZM228 176H230V175H228ZM244 176H245V174H244ZM122 177V176H121ZM171 178V179H174V178ZM186 177V176H185ZM207 177V176H206ZM168 178V177H167ZM204 178V177H203ZM220 178V177H219ZM237 178H238V176H237ZM245 178V177H244ZM259 178V177H258ZM258 178L256 177V176H254V183H255V185H256V188L259 190V192H260V181L258 180ZM121 179H124V177L123 178H121ZM181 179H183V178H181ZM185 179V178H184ZM212 179V178H211ZM218 179V178H217ZM216 179V180H217ZM221 179V178H220ZM234 179V178H233ZM246 179V178H245ZM248 179V178H247ZM170 180V179H169ZM175 180V179H174ZM179 180V179H178ZM214 180V179H213ZM212 180V181H213ZM216 180H215V182H216ZM222 180V179H221ZM181 181V180H180ZM200 181H202V180H200ZM199 181V182H200ZM223 181V180H222ZM225 181V180H224ZM229 181H231V179L229 180ZM233 181V180H232ZM252 181V180H251ZM198 182V183H199ZM211 182V181H210ZM209 182V183H210ZM214 182V181H213ZM226 182V181H225ZM225 182H223V184H225ZM222 183V182H221ZM253 183V184H254ZM187 184V183H186ZM195 184V183H194ZM201 184V183H200ZM207 184V183H206ZM216 184V183H215ZM235 184V183H234ZM233 184V185H234ZM237 184V183H236ZM252 184V183H251ZM179 185V184H178ZM185 185V184H184ZM227 185V184H226ZM225 185V186H226ZM255 185H253V186H255ZM187 186V185H186ZM207 186V185H206ZM209 186V185H208ZM208 186H207V188H208ZM214 186H216V185H214ZM227 186H229V185H227ZM251 186V185H250ZM125 187V186H124ZM123 187V188H124ZM188 187V186H187ZM230 187V186H229ZM185 188V187H184ZM184 188L180 191V193H179V195H177L176 197H181L180 195L181 194H184V192H186V191H184ZM194 188H195V186H194ZM193 188V185H192V189H194ZM228 188V187H227ZM246 188V187H245ZM188 189H189V187H188ZM190 189H191V187H190ZM192 189H191V191H192ZM225 189V188H224ZM229 189V188H228ZM254 189V188H253ZM123 190V189H122ZM198 190V189H197ZM209 190H211V189H209ZM214 190V189H213ZM225 190H227V189H225ZM224 190V191H225ZM230 190V189H229ZM234 190V189H233ZM232 190V191H233ZM178 191V190H177ZM176 191V192H177ZM219 191V190H218ZM257 191V190H256ZM175 192V191H174ZM174 192H172V193H174ZM199 192V191H198ZM222 192H223V190H222ZM258 192V191H257ZM171 193V194H172ZM196 193H197V191H196ZM226 193V192H225ZM234 193H236V192H234ZM177 194H178V192H177ZM195 194V193H194ZM227 194H229V192L227 191ZM226 194V195H227ZM231 195H232V192L230 193ZM176 195V194H175ZM196 195V194H195ZM199 195V194H198ZM201 195V194H200ZM225 195V194H224ZM223 194H221V196L222 197H226V195L224 196ZM261 195V194H260ZM189 196V194H187V197ZM219 196V195H218ZM262 196V195H261ZM260 196V197H261ZM185 197V196H184ZM196 197H197V195H196ZM199 197V196H198ZM228 197V196H227ZM161 198V197H160ZM160 198H159V201H161L160 200ZM200 198H202V196L200 197ZM199 198V199H200ZM173 199V198H172ZM175 199V198H174ZM202 199H204V198H202ZM210 199H212V198H210ZM180 200V199H179ZM206 200H207V198H206ZM205 201V200H204ZM213 201H215V199L213 198ZM212 201V202H213ZM158 202V201H157ZM207 203V202H206ZM204 204V203H203ZM216 204V203H215ZM157 205V207L160 205L159 203H157L156 204ZM191 205L195 208V207H197V205H198V201H196L195 203H191ZM226 205V204H225ZM209 206V205H208ZM219 206H221V204L219 205ZM200 208H201V206H199ZM203 207V206H202ZM227 207V206H226ZM230 207V206H229ZM229 207H228V209H229ZM209 208V207H208ZM223 208V207H222ZM202 209V208H201ZM225 209H227V208H225ZM224 209V210H225ZM157 210H158V208H157ZM203 210V209H202ZM233 211V210H232ZM120 216H121V213H120ZM191 230V229H190ZM192 233V232H191ZM213 242V241H212ZM215 242H217V241H215ZM208 244H209V242H208ZM214 244V243H213ZM212 244V245H213ZM209 245H211V244H209ZM211 245V246H212ZM212 249V248H211ZM214 250V249H213ZM99 251H101V249L99 250ZM212 251V250H211ZM5 252L7 253V251L6 250H1L0 249V259L3 257V255L5 254ZM213 253H215L216 252V250H215V252L214 251H212ZM211 252V253H212ZM9 253V252H8ZM213 255V254H212ZM5 256L7 257L8 255H6L5 254ZM4 256V257H5ZM10 256V255H9ZM81 258V257H80ZM90 258V257H89ZM10 259V258H9ZM8 259V260H9ZM78 258H76V260H77ZM102 259H103V257H102ZM105 259V258H104ZM218 259V258H217ZM217 259L213 256H211V258H210V260H209V264H211V263H214V262H216L217 261ZM7 260V261H8ZM12 260V259H11ZM81 260L82 259H80V262H81ZM88 260V259H87ZM79 261V260H78ZM89 261V260H88ZM2 262V261H1ZM5 262V261H4ZM97 262V261H96ZM6 264H7V262H5ZM75 263H77V261L75 262ZM89 263H90V261H89ZM78 264V263H77Z\"/></svg>",
  "mask_w": 264,
  "mask_h": 264
},
{
  "label": "crops",
  "instance_id": "obj_3",
  "mask_svg": "<svg viewBox=\"0 0 264 264\" xmlns=\"http://www.w3.org/2000/svg\"><path fill=\"white\" fill-rule=\"evenodd\" d=\"M188 102H190V106L192 107L191 117H190V120L188 121L189 122L188 125H187V122L184 123L185 124L184 125L181 121H179V119H177V118L175 119V117H173V116L170 118L167 117V119H166V117L158 116L159 117V118H157L158 120L156 119V116H152L151 117L152 121L150 120L151 118L148 119L149 124L147 126V123H148L147 120H146L147 122L144 120L145 121L144 123L142 120H140L141 122H139V119L138 118L135 119L136 117H133V115L131 116L132 118L130 116H128L130 118L127 117L123 121H121V119L118 118V113L120 112V108L117 107L118 108L117 109L116 106L114 108V106H112V105L107 106L108 108L104 105H102L103 107H101V106L99 107V105H97V106L94 105V101H93L92 102L93 104H92L91 131L89 133L90 147H89V149H87V154H86L87 155V159H86L87 182L89 183V180L91 177L92 178V184H93V186H92L93 192H95L97 195L99 193H104V190L99 191L100 188L101 189L108 188L110 190V193H113V189L115 190L118 188V192H117L118 195L117 196L112 195V194L109 195L107 202H119V203L123 202V203H136V204H157V203H159L160 205H162V204L179 203L183 199L188 204H191V203L193 204L196 201L204 202L205 204H208L209 206L207 205L202 210V212L197 211V209H195L194 207H191L189 209V216L190 217L204 220V222L199 223L198 227H197V236H198V240H199V244L198 245L196 244L197 251L195 252V250L191 249L189 234H188V230L186 227H184L182 229L180 236L177 235V246H178V250H179L181 256L183 257V263L184 264H207V261H208V259L210 260L211 256L212 257L214 256L216 259L218 258L216 262L211 263V264H264V166H263L264 163L261 164L263 166V168H261L262 166H260V163L257 164L255 160H254L255 164L251 165V163H249L250 158L247 157L248 153L244 151L245 149H241V148L239 149V144H242L241 146H243L246 143V137L244 135H240L239 138L242 136L241 137L242 140H241L238 138L239 134L237 132H234V130L235 131L237 130L236 129L237 125H234L235 123H237L235 118H231L230 120H227L228 122L227 123L224 122L225 125H223V126H222V124L217 125L215 117L213 116L212 112L209 110L208 107L200 105L198 103V100H192V101H188ZM111 108L112 109L114 108V109L112 110ZM93 109H96V110H94L95 111L94 115L95 116L97 115L100 118L94 117ZM109 110H110V112L112 111V113H114V114H112V113L109 114ZM114 111H116L117 114ZM104 112L106 114H104ZM113 115H114V117H113ZM110 117H111V119H110ZM131 119H133V120L131 121ZM153 119H155V120H153ZM136 120H138V122ZM109 121H110V123H107ZM134 121H136V122H134ZM150 121L151 122L154 121L153 122L154 128H153V126H150ZM155 121H156V123H155ZM171 121H173L174 124ZM131 122H133V123H131ZM158 122H161V123L158 124ZM105 123H106V125H104ZM175 123L179 124V127L177 124H176L177 125L176 126ZM161 124H163V125H161ZM126 125H128V126H126ZM137 125H138V127H137ZM144 125H146V126H144ZM189 125H191V127H192V128L191 127L190 128L193 130V132H192L193 134H194V131H196V133H197V134L195 133L196 135L191 134L190 131H192V130L189 128ZM230 125H232V126H230ZM233 125H234V127H233ZM134 126H136V128ZM156 126H159V127L157 128ZM161 126H163V128ZM183 126H185V128H183ZM126 127H128V128H126ZM149 127H152V128H149ZM168 127L171 129H169V130L166 129ZM173 127H175L174 128L175 130L173 129ZM209 127L211 129H213L212 135H211V133H205L204 134L203 132H205V131H203V130L210 129ZM217 127L219 130L217 129ZM144 128L149 129V131L147 129L149 134L147 133L146 129H144ZM187 128L190 129V131L186 130ZM177 129H178V131H177ZM97 130L98 131L101 130V131L98 133ZM232 130H233V133H232ZM124 131L127 133L124 134L123 133ZM176 131L178 132L177 134H175ZM179 131H180V133H179ZM170 132H175V133L172 134ZM151 133H153V134H151ZM185 133L188 135V137L190 135V137L188 138L186 136V138L184 140L182 139V142H184V141L185 142L181 143L180 142L181 139H179V138H184ZM198 133H201L200 137H199ZM217 133H218V136L213 137V136L217 135ZM179 134H181V135H179ZM177 135H178V137H177ZM191 135H192V137H191ZM225 135H226V137L228 136L229 139H226ZM229 135H230V137H229ZM102 136H104V137H102ZM205 136H208V139ZM220 136H223V137H220ZM155 137H157V138H155ZM158 137H160V138L162 137V138L160 139ZM195 137L197 138L196 140L198 142L194 140ZM110 138H111V140H110ZM153 138H154V141L157 142L158 144L153 143L154 142ZM166 138H167V140H166ZM173 138H175V139H173ZM204 138H206L205 141H203ZM213 138H214V142H213V140L211 141V139H213ZM244 138H245V140H244ZM162 140H163V142H162ZM200 140H202V141H200ZM223 140H225L224 141L225 145H223V143H222ZM233 140H234V142H233ZM123 141H126V142H123ZM187 141L189 143H191V146H189L190 144H187ZM208 141H210V142H208ZM178 142H179V144H181V146L178 144ZM192 142H194V143L197 142L199 144L196 143V146H194L195 144L193 143V147H192ZM229 142H231V144H232L231 146H230ZM242 142H244V143H242ZM171 144L172 145L176 144V146L178 148L174 147V146H173L174 147L173 148ZM210 144H212V145H210ZM155 145H157V147H155ZM158 145H162L161 148H160V146L158 147ZM170 145H171V147H170ZM219 145H221V146H219ZM235 145H237V146H235ZM200 146H201V148H200ZM138 147H140V148H138ZM179 147H180V149H179ZM158 148L162 149V150H160L161 152L157 151ZM170 148H172V150L173 149L174 150L172 151V150H170ZM181 148H183V150L186 149L187 151H188L187 148H191L192 150H190L191 152H189V151L187 152L185 150V152L182 153L183 151L180 152V150H182ZM219 148H220V151H219ZM154 149H156V150H154ZM163 149L165 150V152ZM193 149H195L196 152H194L195 150L193 151ZM177 150H179V151H177ZM120 151H121V153H120ZM174 151H177V152H174ZM148 152L151 155L150 157H148L149 156ZM158 152H159L160 157H157V156H159ZM178 152H180V154H182L181 155L182 159L180 158V155ZM186 152H187V155H185ZM201 152H202V154H201ZM221 152H224V153H221ZM171 153H173L174 155ZM188 153L194 157L195 161L193 160L192 156L188 155ZM220 153L223 155L226 154V156H221ZM115 155H117V156H115ZM155 155H157V156H155ZM240 155L243 157H240ZM169 156L172 157L173 159L170 158ZM235 156H237V157H235ZM195 157L197 159H195ZM214 157L217 159H215ZM225 157H227V158H225ZM163 158L165 160H163ZM169 158H170V160L171 159L172 160L170 161ZM184 158L185 159L187 158L186 159L187 165L185 164V162L181 161V160L185 161ZM188 158L191 159L192 162H190V160H188ZM211 158H213V159H211ZM222 158H223V160L221 161L220 159H222ZM236 158H237V160H236ZM247 158H248V160L246 161ZM203 159L205 160L206 163L202 162V161H204ZM199 160H201V161H199ZM225 160H227V162ZM139 161H141V162H139ZM167 161H168V163H165ZM210 161L213 163L212 166H211L212 163ZM215 161H217V163H215ZM174 162H177L179 165L174 163ZM222 162H226V163H223V166H222ZM166 164H167V166H166ZM170 164L173 166H170ZM195 164H196V166H195ZM224 164L228 165L229 167L224 165ZM174 165H176V166L178 165V166H180V168L175 167L176 168V171H175V169H173ZM189 165H192L193 167H191ZM234 166H235V168H234ZM168 167H170L171 169H168ZM208 167H210V168L207 169ZM187 168H189V169L191 168V170H189ZM192 168L194 169V171ZM196 168L197 169L199 168V169L196 171ZM239 168H240V170H239ZM167 169H168V172L165 171ZM186 169L189 171H187ZM178 170H180V171H178ZM202 170L204 173L202 172ZM212 170L214 171V173L212 172ZM230 170L233 174L230 172ZM170 171L173 172V174L170 173L171 176L172 175L174 176V173L177 172L175 174H178V175H176L175 177H178L179 180L174 178L173 176L172 177L175 180L171 179L172 177L169 174ZM178 172L181 174L179 175ZM190 172H192V173L195 172V175L190 174ZM254 172H257L258 176L260 177V187H261L260 193L257 192L258 190H257L256 185L254 183L255 182L253 179L254 178L253 177ZM229 173H231V174H229ZM244 174H245V176H244ZM228 175H230V176H228ZM179 176H181V177H179ZM237 176H238V178H237ZM123 177H124V179H121ZM181 178H183V179H181ZM230 179H231V181H229ZM200 180H202V181H200ZM215 180H216V182H215ZM223 182H225V184H223ZM226 184L229 185L230 187L227 186ZM186 185L189 187V189ZM192 185H193V188L195 186L194 189H192ZM206 185L207 186L209 185L208 188ZM214 185H216V186H214ZM253 185H255V186H253ZM190 187H191L192 191H191ZM94 188H96V189L94 190ZM183 188H184V191H186V192H184V194H181L180 195L181 197H179V198L176 197L177 195H179L180 191ZM224 188L227 190H225ZM209 189H211V190H209ZM222 190H223V192H222ZM176 191L178 192V194ZM196 191H197V193H196ZM227 191L229 192V194H227ZM130 192L132 193V195H129ZM172 192H174V193H172ZM231 192H232V195L230 194ZM234 192H236V193H234ZM194 193L197 195V197ZM187 194H189L188 197H187ZM221 194H223V195L227 194V195L224 198L221 196ZM201 196L204 199L200 198ZM115 197H117L118 199L114 200ZM159 198L161 201H159ZM206 198H207V200H206ZM210 198H212V199H210ZM213 198L215 199V201H213ZM215 203L216 204H218V203H230L231 204V207H230V210L228 213L227 221H225L223 223H221L220 221L218 223L208 221V220H214V219L218 218L217 214L219 212L214 209ZM210 204H211V206H210ZM243 205H245V206H243ZM215 241H217V242H215ZM208 242L211 245L213 243L214 244L211 246L208 244ZM211 250L214 252L216 250V252L213 253ZM129 262L133 264V262H136V261H129Z\"/></svg>",
  "mask_w": 264,
  "mask_h": 264
}]
</instances>
